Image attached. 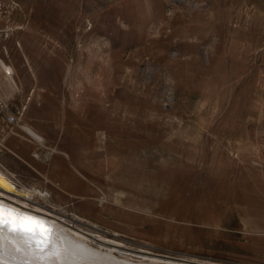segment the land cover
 <instances>
[{
    "label": "rangeland",
    "instance_id": "obj_1",
    "mask_svg": "<svg viewBox=\"0 0 264 264\" xmlns=\"http://www.w3.org/2000/svg\"><path fill=\"white\" fill-rule=\"evenodd\" d=\"M0 58V171L35 195L7 198L115 255L264 264V0H0Z\"/></svg>",
    "mask_w": 264,
    "mask_h": 264
},
{
    "label": "bare ground",
    "instance_id": "obj_2",
    "mask_svg": "<svg viewBox=\"0 0 264 264\" xmlns=\"http://www.w3.org/2000/svg\"><path fill=\"white\" fill-rule=\"evenodd\" d=\"M0 70L15 88L14 70L1 58ZM2 103L6 102L2 101ZM20 127L33 140L44 141L43 136L28 123H22ZM7 196L25 201L35 195L33 192L19 191L15 184L0 171V204L23 216L43 221L51 229V243L41 250L34 242L26 243L25 238L19 234L7 230L0 231V264H199L143 251H132L123 256L120 255L121 253L115 255L114 247L95 248L88 243L90 238L87 239L82 231L71 228L70 225L48 213L24 207ZM38 197L45 200L47 194L40 192Z\"/></svg>",
    "mask_w": 264,
    "mask_h": 264
},
{
    "label": "snow or ice",
    "instance_id": "obj_3",
    "mask_svg": "<svg viewBox=\"0 0 264 264\" xmlns=\"http://www.w3.org/2000/svg\"><path fill=\"white\" fill-rule=\"evenodd\" d=\"M3 230L23 236L26 243L34 242L41 250L51 243V229L43 221L23 216L0 204V231Z\"/></svg>",
    "mask_w": 264,
    "mask_h": 264
},
{
    "label": "built area",
    "instance_id": "obj_4",
    "mask_svg": "<svg viewBox=\"0 0 264 264\" xmlns=\"http://www.w3.org/2000/svg\"><path fill=\"white\" fill-rule=\"evenodd\" d=\"M0 108H4V104L2 103V96L0 94ZM7 122L10 123H17V119L14 116H7L6 118Z\"/></svg>",
    "mask_w": 264,
    "mask_h": 264
},
{
    "label": "water",
    "instance_id": "obj_5",
    "mask_svg": "<svg viewBox=\"0 0 264 264\" xmlns=\"http://www.w3.org/2000/svg\"><path fill=\"white\" fill-rule=\"evenodd\" d=\"M159 255H161L162 257H171L172 259H177V258H175V257L168 256V255H163V254H159Z\"/></svg>",
    "mask_w": 264,
    "mask_h": 264
},
{
    "label": "crops",
    "instance_id": "obj_6",
    "mask_svg": "<svg viewBox=\"0 0 264 264\" xmlns=\"http://www.w3.org/2000/svg\"><path fill=\"white\" fill-rule=\"evenodd\" d=\"M33 128V127H32ZM37 131V130H36ZM38 132V131H37ZM39 133V132H38ZM40 134V133H39ZM12 145V144H11Z\"/></svg>",
    "mask_w": 264,
    "mask_h": 264
}]
</instances>
